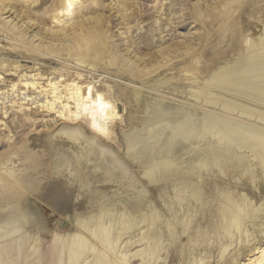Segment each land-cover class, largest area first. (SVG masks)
Returning a JSON list of instances; mask_svg holds the SVG:
<instances>
[{
	"label": "bare ground",
	"instance_id": "1",
	"mask_svg": "<svg viewBox=\"0 0 264 264\" xmlns=\"http://www.w3.org/2000/svg\"><path fill=\"white\" fill-rule=\"evenodd\" d=\"M243 30L247 47L208 75L187 64L127 93L129 100L143 101L144 112L121 131L122 154L107 143L126 112L124 105L117 110L120 93L110 85L104 92L77 71L71 77L68 69H55L43 85L39 74L26 72L0 91L17 93L10 107L21 117L29 110L28 92L36 93L32 104L39 116L60 127L45 140L52 155L48 190L37 196L40 184L32 195L53 211L63 210L66 219L72 216L76 230L66 235L55 230L43 242L44 257L61 264L67 248V264H128L118 243L137 222L158 218L154 199L163 206L210 203L218 228L227 236L236 231L240 244L250 237L247 224L264 232V21L248 22ZM2 174L10 176L7 170ZM259 250L231 264H264V249ZM148 254L142 264L150 261Z\"/></svg>",
	"mask_w": 264,
	"mask_h": 264
},
{
	"label": "rangeland",
	"instance_id": "2",
	"mask_svg": "<svg viewBox=\"0 0 264 264\" xmlns=\"http://www.w3.org/2000/svg\"><path fill=\"white\" fill-rule=\"evenodd\" d=\"M263 14L264 0H0V91L26 72L39 74L43 85L55 69H68L71 77L77 71L83 79L97 81L94 89L104 92L110 85L120 93L117 110L124 105L126 112L112 130L113 141L107 143L122 154L121 131L144 112L143 101L126 98L135 87L185 65L208 75L217 63L236 56L245 45L243 25L262 23ZM76 59L86 63L78 66ZM91 63L96 68L90 70ZM16 94L0 95V262L57 264L56 258L42 255L43 242L55 230L61 235L74 233V218L51 210L32 192L40 184L37 196L48 190L52 155L46 141L60 127L50 117L39 116L32 104L38 97L32 91L28 113L22 117L15 113L10 106ZM6 170L10 176L3 178ZM158 200H153L158 218L137 222L118 243L128 264H142L148 253L146 264H231L264 249V232L257 224L246 225L250 237L243 246L236 231L227 236L218 228L210 203L163 206ZM139 252L144 255H136ZM66 257L67 248L61 264H67Z\"/></svg>",
	"mask_w": 264,
	"mask_h": 264
}]
</instances>
